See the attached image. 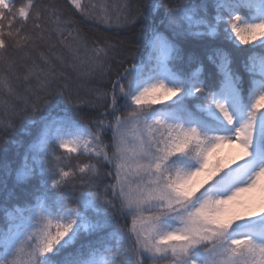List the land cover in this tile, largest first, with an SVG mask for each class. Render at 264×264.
I'll list each match as a JSON object with an SVG mask.
<instances>
[{
  "label": "snow or ice",
  "instance_id": "snow-or-ice-1",
  "mask_svg": "<svg viewBox=\"0 0 264 264\" xmlns=\"http://www.w3.org/2000/svg\"><path fill=\"white\" fill-rule=\"evenodd\" d=\"M66 6L0 0V264H264V0Z\"/></svg>",
  "mask_w": 264,
  "mask_h": 264
},
{
  "label": "trees",
  "instance_id": "trees-1",
  "mask_svg": "<svg viewBox=\"0 0 264 264\" xmlns=\"http://www.w3.org/2000/svg\"><path fill=\"white\" fill-rule=\"evenodd\" d=\"M47 2V0H45ZM88 2V0H85ZM149 0H109L110 4L114 5H123L125 3L130 4L132 7L133 14L139 9H143V7L148 3ZM55 3L65 8V12H68V8L66 6V0H55ZM162 3L165 5H170L172 0H162ZM76 21V27L82 32L83 35L87 36L89 39V44L91 45L93 40H98L103 46V42L108 41L111 44L117 45V47L113 50L114 52L119 53L121 49L124 47L123 41L130 36L136 35L137 39L140 38L142 30L149 27L152 22V16L150 13H146V18H142L139 23L135 24L134 27H128L124 24L123 20L116 21L115 17L113 18V23L111 25H105L103 23H98L89 19L82 18L78 15L73 17ZM134 50L139 52L140 45H133ZM57 51L62 52L63 50L59 47ZM64 70V69H61ZM67 75L71 76L73 81V92L78 90L79 94L82 97L90 96V90L96 87H100L101 85L98 82H89L86 80H78L74 73L71 72V69L66 70ZM23 105H20L22 107ZM3 115H0V119H4ZM19 123V121H17ZM13 137L9 134L6 135L3 132H0V144L3 143L4 139H12ZM11 147V146H10ZM106 171V169H105ZM121 224H123V220H121Z\"/></svg>",
  "mask_w": 264,
  "mask_h": 264
}]
</instances>
